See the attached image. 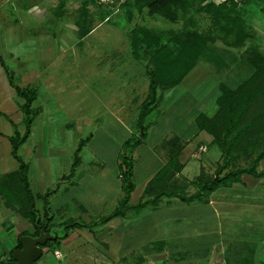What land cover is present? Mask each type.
<instances>
[{
  "label": "rangeland",
  "instance_id": "1",
  "mask_svg": "<svg viewBox=\"0 0 264 264\" xmlns=\"http://www.w3.org/2000/svg\"><path fill=\"white\" fill-rule=\"evenodd\" d=\"M87 1L88 5H85ZM93 1L0 0V58L10 69L13 80L18 86L34 85L37 91L40 88V95L42 90L44 91V95L40 96L35 104L33 102L32 106L35 109L39 106L40 111L45 110L48 119L42 121L37 118L33 128H36V133L37 129L42 127V131L40 128L39 131L42 135H47L50 144L48 147L51 150L63 146L69 151H75L80 141L91 135L80 153L84 163L76 169L78 174L88 173L95 176L94 178L103 176L99 173L100 164L105 163L109 168L114 166L121 152L123 139L132 135L141 138L142 146L138 147L134 154V181L139 185L145 177L160 167L158 158L165 157L161 151L166 147L163 139L166 138L168 129H174L172 137L177 135L182 127L193 123L192 114L197 109L207 112V117L215 115L218 106L213 102L212 95L218 94L220 84L232 87L243 81L249 73L245 70V65H242V60L238 62L240 66L237 67L234 59L228 58L227 55L222 56V52L218 49L209 48L180 86L160 93L162 95L160 107L158 105L159 108L157 107L146 119V135L141 136V132L137 129V119L140 105L148 95L149 80L145 72V65L148 63L143 61L144 59L142 63L136 61L131 55L129 31L138 26H145L157 32L171 30L180 32L183 20L172 23L162 17H151L145 12L142 15L135 13L129 20L122 7L126 0ZM217 1L219 3L224 0ZM107 11L111 13L110 19L102 22L101 15ZM195 19L199 31L210 25L208 17L204 14H198ZM252 23L262 38L259 45L264 50V19H254ZM90 26L94 28L93 31L83 35ZM239 53L243 54V50ZM212 58L219 63L218 66L213 63ZM2 70L0 76L4 78V75L7 76L6 70L3 67ZM54 90L56 92H53ZM205 92L207 93L204 95ZM210 97L209 103L201 106V103ZM19 101L22 103L23 100L19 98ZM124 101L128 103L126 113L109 114L110 109H119L120 103ZM261 110L262 107L247 117L250 118ZM168 117L173 118L171 127L165 124ZM188 131L191 133V128L187 127L186 132ZM186 136L184 139L190 142L189 149L196 148L198 142L206 138L203 135V137L191 138L192 140L189 141L190 136ZM256 139L260 141L261 138ZM213 148L217 150L215 145ZM235 148L237 149L234 146L227 155L230 158V169L249 166L260 150L253 147L245 148L240 156H235L237 155ZM19 155L24 160L29 158L31 163L35 162L32 164L34 172L31 173L34 175L37 166L40 167L38 160H34L35 153L25 152L20 148ZM66 156L53 159L48 173L52 183L56 181L58 174L63 173L67 168ZM186 157L187 153H181L182 160ZM224 159L225 155L222 152L221 162L226 161ZM203 163L204 166L207 165L205 169H209L210 164L205 162V157L193 160L190 164L192 169L186 171V177L192 180L193 177L198 176ZM216 169H213L212 173ZM104 176L108 177V175ZM180 180L179 183L186 185L182 177ZM186 191V193L195 192L193 186H188ZM116 195H118L117 191L114 193V196ZM106 209L109 211L111 206H107ZM132 219L134 222L127 229L116 255V261L120 260L118 264H130L135 258L152 255V246L147 250L146 248L158 235L160 241H164L167 247L172 241V227L176 225V220H179L181 225L187 224L188 228L191 226L196 229L195 227L200 225L209 228L210 234L203 239H196L195 234L188 235L186 238H190L187 240L189 245L205 241L209 249L215 242L236 248L248 235L244 226L241 228L239 226V231L234 235L233 232L227 231L228 226L224 223L225 232L222 237V232L218 231L221 230V217L219 225L211 207L205 206L185 205L183 212L180 209L167 208L154 213L150 208H146L136 213ZM155 221L156 223L153 224ZM63 233V229L60 230L61 237H64ZM138 240L141 242L139 244L141 248L137 245ZM60 248L65 251L63 243ZM203 248L200 249L204 253ZM130 249L133 255H128ZM165 251L168 255V250ZM174 252L175 250H172V253ZM55 255L61 259L59 252ZM196 255L198 256V253L193 252L187 257L195 258ZM45 258L51 264H60L54 259L52 250Z\"/></svg>",
  "mask_w": 264,
  "mask_h": 264
},
{
  "label": "crops",
  "instance_id": "2",
  "mask_svg": "<svg viewBox=\"0 0 264 264\" xmlns=\"http://www.w3.org/2000/svg\"><path fill=\"white\" fill-rule=\"evenodd\" d=\"M5 66L7 67L6 64ZM0 71H3L1 63ZM184 80L177 86H180ZM28 86L30 85L24 87ZM175 87L172 89H175ZM41 89H43V86ZM39 91H37L38 98L34 101V104L39 100L40 96L44 95L43 90L41 95ZM53 92L56 91L54 90ZM206 93L207 92H205L204 95ZM219 93L220 91H218V94L215 93L212 95L214 103ZM210 99L211 97L204 102L202 101L203 103H201V106H205V104L209 103ZM20 104L19 97L11 87L7 76L4 75V78L0 76V264H4L11 260L12 253L16 250L22 234H24V236L31 235L33 237H38L35 236L36 230L41 231L40 227H35L34 224L23 217L19 211L22 206V200L17 195V182L15 180L7 182L8 176L16 173L19 168V163L12 156V146L9 138L13 136L16 131L22 133L24 130V114L20 108ZM120 105L121 107L119 109H110L109 114L126 113L128 110V103L124 101L121 102ZM38 108L40 107L38 106L37 109ZM206 113L207 112H204L202 109H197V111L192 114L193 123L189 124V126L186 124L182 127L184 131L180 129V132L173 137L171 135L174 129H168L167 136L163 139L165 140L164 146L166 147L161 151L165 154V157H157L160 160V167L145 177L139 185L134 181V154L135 150L142 146V143L135 148L133 152V182L135 189L131 193V205L138 204L144 198L145 189L150 181L169 163L171 158L176 159V164L171 167L173 176L170 180L162 184L160 183L159 189L164 186V188H168L169 190L178 189L182 194L188 197L197 192L194 182H196L201 174L208 177L210 174H213L210 175L211 177L216 175L220 165L222 166L223 164V162H221L222 151L213 142V137L205 131H200L196 124L197 116L199 114L206 115ZM47 116L45 110L39 112L32 125L30 136L21 146L25 152L30 151L35 153L34 160H38V163H40V167L37 166L36 172L32 175V171L34 172L32 164H35V162L31 163L28 157V160H24L29 166V185L35 197L36 213L42 221L46 222L49 229L48 232L43 231L45 234L52 236V239H50L51 241L59 239L58 243L51 249L42 246L43 254L36 264H51V262L45 258L51 250L53 251L54 259L58 260L60 264H118L120 260L116 261V255L122 245V240L125 237L127 229L134 222L132 217L135 216L136 213L146 208H150L152 213L167 208L180 209L183 212V207L185 205H192V207H211L212 213L215 215L218 224L220 225L221 223V230L218 229V231L222 232V237H224L223 233L225 232L224 223L227 224V231L230 233L233 232L235 235L236 232L239 231L238 227L240 226L241 228V226H244L247 228L248 235L244 238L241 245L236 248H232L230 245L224 246L219 242H215L209 249L205 241L189 245V241L187 240L190 238H186L188 235L195 234V237L197 236L196 239H203V237H207V235L210 234L209 228L204 225H200V227L197 226L195 227L196 229H193L191 226L188 228L187 224L186 226L181 225V223L179 224V220H176V225L174 227H172V223L170 224L173 229V236L172 241L168 245L169 247H166L164 241H160L158 235V237H154L151 243L149 242L150 245L146 248L147 250L152 246V255L148 254L141 256V258H135L130 264H264V177L256 178L248 174H243L240 181L232 184L230 187L220 188L210 194H206L203 196L202 200L185 202L178 197H163L155 205H148L139 210H130L122 217L105 220V218L118 207L123 197L122 182L119 174L120 155L122 154L123 144L130 137L123 139V143H121V152L112 168L107 167L105 163L100 164L99 173H102L103 176L94 178L95 176L88 173L84 175L78 174L76 169H79L80 165L84 162L81 159V162L76 168L74 170L72 169L77 149L75 151H69L68 148L62 146L51 150L50 147H48L50 144L47 135H42L40 133L42 127H39L40 131L38 128V131L35 133L36 128H33V126L37 118L44 121V119H48ZM166 120L165 124L167 127H171L173 118L168 117ZM39 124L42 125V123ZM187 127L191 128V133H189V131L186 132ZM186 135L190 136L189 141L194 137H203V135L206 136V138L204 137L202 141H199L196 148L189 149L188 144L190 142H186L184 139L187 137ZM169 136L171 137L168 138ZM209 144L211 145L209 146ZM214 145L219 152L214 150ZM204 146L206 147V151L201 152L199 149ZM183 152L187 153V157L184 160L181 159V153ZM71 154H73V156H71ZM198 154L199 156H197ZM64 155H67V168L63 173L58 174L56 181L52 183L48 178L52 161L53 159H60L64 157ZM204 157L205 162L210 164L209 169H205L207 166L206 163V166H204V163L201 164L200 174L190 180L188 176L186 177L185 173L189 168L192 169L190 165L191 162L195 159H203ZM213 169H216L214 173H212ZM108 170H110V172ZM225 171H223L222 174H224ZM258 171H264V159L260 162ZM104 175H108V177ZM181 177L186 182V185L179 183V181L181 182ZM188 186H193L195 192L186 193ZM115 191L118 193L116 196H114ZM115 201L118 203H115ZM107 206H111L109 211L106 209ZM184 214H186V212H184ZM184 217L186 219V215ZM184 217H182V220ZM220 217L221 222L219 223ZM155 223L156 221L153 222V224ZM62 229L64 231V235L62 236L64 237H61L59 234ZM139 240L137 245L141 248L139 245L141 242H139ZM62 243L63 247H65V251H62L60 248ZM72 243L75 244L72 245ZM202 247H204V253L200 249ZM166 249L168 250V255H166ZM171 249L175 250V252L172 253ZM181 251L183 252L180 253ZM56 252L60 253L61 259L56 257ZM193 252H197L198 256L196 255L197 257L195 258L190 256L187 257ZM44 254H46L45 257H43ZM128 255H133L131 249Z\"/></svg>",
  "mask_w": 264,
  "mask_h": 264
},
{
  "label": "trees",
  "instance_id": "3",
  "mask_svg": "<svg viewBox=\"0 0 264 264\" xmlns=\"http://www.w3.org/2000/svg\"><path fill=\"white\" fill-rule=\"evenodd\" d=\"M85 5H88V1ZM122 7L129 20L135 13L142 15L144 12L151 17H162L172 23L183 20L180 32L172 30L157 32L145 26H138L129 31L132 44L131 55L136 61L142 63L144 59L143 61L148 63L145 65L149 80L148 95L140 105L137 119V129L141 132V136L146 135V119L161 103L160 93L180 84L209 48L218 49L222 52V56L227 55L228 58L234 59L237 67L240 66L238 62L242 60V65H245V70L249 74L243 81L233 85L234 87L220 84V93L216 99L218 109L215 115L207 117L205 114H199L196 118L199 130L210 134L213 142L225 155L226 161L222 166L220 165L216 175L208 177L201 174L194 182L197 192L188 197L178 189L169 190L164 188V185L159 189L160 183L170 180L173 176L171 167L176 164V159L171 158L169 163L150 181L145 189L144 198L138 204L131 205L130 197L135 189L133 152L142 143L141 138L132 135L123 144L120 155L119 174L123 197L118 207L105 220L122 217L130 210L155 205L163 197H178L185 202L202 200L204 195L220 188L230 187L240 181L243 174L256 178L264 177V171H258L260 162L264 159V50L259 45L262 38L252 23L254 19H264V0H224L219 3L216 0H126ZM198 14L206 15L210 21V25L201 31L198 30L197 19H195ZM101 16L102 22L108 21L111 13L107 11ZM93 29L90 26L83 35L89 34ZM241 50L243 54L239 53ZM211 60L216 66L219 65L214 58ZM0 63L6 70L8 81L16 95L24 101L20 104L24 114V131L23 133L16 131L9 138L12 156L19 163V168L16 173L8 176L7 182L15 180L18 184L17 195L22 200L19 210L21 215L30 220L35 227L48 232L46 222L38 217L35 210V197L31 192L28 178L29 166L19 155V149L30 136L32 125L40 112L32 106L38 98L37 89L34 86H18L1 58ZM260 107H262L261 112L257 111L258 114L247 117ZM90 138L91 135L80 141L72 164L73 170L81 162L80 152ZM256 138L261 139L257 141ZM244 144L247 146L245 147ZM234 146L237 147L235 156H240L245 148L253 147L260 150L249 166L230 169V158L227 155ZM224 170L226 171L222 174ZM39 234L40 231L36 230L35 236ZM58 240H48L44 246L53 248ZM19 248H21L20 242L16 249Z\"/></svg>",
  "mask_w": 264,
  "mask_h": 264
},
{
  "label": "water",
  "instance_id": "4",
  "mask_svg": "<svg viewBox=\"0 0 264 264\" xmlns=\"http://www.w3.org/2000/svg\"><path fill=\"white\" fill-rule=\"evenodd\" d=\"M50 239L52 236L45 234L43 230L40 231L38 237L22 236L19 240L21 248L14 250L11 260L4 264H36L42 257V246Z\"/></svg>",
  "mask_w": 264,
  "mask_h": 264
},
{
  "label": "built area",
  "instance_id": "5",
  "mask_svg": "<svg viewBox=\"0 0 264 264\" xmlns=\"http://www.w3.org/2000/svg\"><path fill=\"white\" fill-rule=\"evenodd\" d=\"M200 151H201V152L206 151V147H201V148H200Z\"/></svg>",
  "mask_w": 264,
  "mask_h": 264
}]
</instances>
